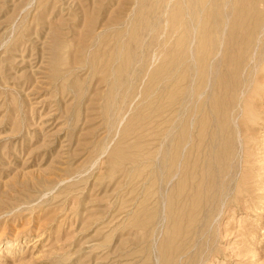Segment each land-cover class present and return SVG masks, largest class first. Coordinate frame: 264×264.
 I'll list each match as a JSON object with an SVG mask.
<instances>
[{"label": "rangeland", "instance_id": "rangeland-1", "mask_svg": "<svg viewBox=\"0 0 264 264\" xmlns=\"http://www.w3.org/2000/svg\"><path fill=\"white\" fill-rule=\"evenodd\" d=\"M193 2L0 0V264H264V0H227L229 25L217 21L224 2H209L218 147L207 144L205 171L198 163L184 182L159 162L171 90L158 67L196 24ZM238 19L259 39L255 53L249 42L236 49ZM207 61L193 69L198 104ZM192 187L199 204L183 207Z\"/></svg>", "mask_w": 264, "mask_h": 264}, {"label": "bare ground", "instance_id": "bare-ground-1", "mask_svg": "<svg viewBox=\"0 0 264 264\" xmlns=\"http://www.w3.org/2000/svg\"><path fill=\"white\" fill-rule=\"evenodd\" d=\"M186 1V0H185ZM194 2V5L192 6V8L194 9V13H193V17L195 18V22H196V24L195 25H190V28H184V29H181L180 31H176L178 34L181 32V34H180V37L185 41H183V43H182V40L181 39H179L180 41H181V43H180V41H178V43H177V46L175 45V44H173V46L175 45V48H174V50L177 48L178 49V51L177 52H175L174 50V52H173V54H171V55H168L169 56V58H165V59H167V62H166V66H165V68H163V66L162 67H158V69H159V71L161 72V73H164L163 75H165V77L167 76V78H164V76H161V74H160V77H162L161 79L159 78V80L158 81H163L164 83H167V86H168V89H170L171 91H168V93L170 92L171 94H169V100H170V104L168 105V106H164V104L162 105L163 107H165V108H167V112L166 111H164V110H166V109H164L163 110V108L162 109H158V108H160V107H162V106H160L162 103H165V101L166 102H168L169 100H168V98H167V100L165 99L163 102H162V99L160 98V100H161V103L159 104V107L158 108H156V112L159 114V112L158 111H160V110H163L164 112H166V113H168L167 114V118H168V120H167V122H166V124H167V128H168V130H167V133L166 134H164V135H162L163 137H165V138H167L168 139V142H169V147H170V150H169V153H167L165 156H161L162 158L160 159V165L162 166V163H164V161L165 162H169V171L172 173V175L170 174V176H171V180L172 181H176L177 183H179V182H181V181H185V180H187V179H190L191 177H193L194 178V175H192L193 173H194V169H195V171L197 170V164L198 165H200L199 167H201V169L200 170H198V174H199V171H200V173L202 174L204 171H205V168L203 167V166H205V161H206V158H208L209 157V155L211 154V147L213 146V144H214V146H215V144L217 143H215L214 141H216V140H218L219 138H217L216 139V133L217 132H215L216 130L213 128V127H215L216 128V125L215 124H218L219 122L217 121V118L215 119V126H211L212 125V122L211 121H213L212 120V118H213V115L216 117V115H218V112H219V108H221L220 106H218L217 104H215V101H214V97L212 98V97H210V95L212 94V96H213V94H214V92H213V90H214V83L215 82H212L210 79H211V77H210V75L212 76V65H214V63H215V60L217 59L218 60V56L219 55H221V54H219V51H220V49L218 48V50L217 51H215L216 52V54H214L215 56H214V58H210V56H208L211 60L208 62L206 59L208 58H205L206 56V53H208L207 51H209L207 48L209 47V44L208 45H206V39H207V34L206 33H208V29L206 28V26H207V23H206V21H207V18H210L209 16H208V13L207 12H209V10L210 9H212L213 8V6L215 5V4H213V6H212V8L210 7V5H212L211 3H210V5H208L209 4V2L211 1H208V0H193ZM222 2H224V12H223V16L221 15V16H219V14H218V17H217V21H218V18L219 17H222V18H224V24L225 25H229V24H226L227 23V20H228V18L226 17L227 15V13H226V11H229V9L227 10V6L228 5H230L231 7H233V5L235 4V8L236 7H239V5L237 6V1L233 4V3H231V4H229L228 3V5H227V0H226V2H225V0H221ZM233 1V0H232ZM240 1H242V0H240ZM182 2V1H181ZM190 2V1H189ZM213 2H214V0H213ZM222 2L221 3H219V0H218V3L219 4H222ZM249 2V1H248ZM174 3V2H173ZM176 3V5H178L177 4V2H175ZM241 4L243 3V2H240ZM239 3V4H240ZM246 3H247V1H246ZM250 3V2H249ZM181 5H182V3H180ZM185 4H187V2L185 3ZM184 4V5H185ZM247 5V4H246ZM245 5V6H246ZM178 6H180V5H178ZM183 6V5H182ZM181 6V8H185L184 9V11L185 10H187V8L184 6V7H182ZM191 6V5H190ZM207 6H209L210 7V9L207 11L206 9L208 8ZM187 7H188V4H187ZM216 8H217V6H215ZM241 7V6H240ZM239 7V8H240ZM249 7H251L250 5H249ZM180 8V7H179ZM190 8V10H192V8L191 7H189ZM219 8H221V7H219ZM245 8V7H244ZM248 8V7H247ZM173 9V8H172ZM213 9H215V8H213ZM238 9V8H237ZM232 10H235V9H233L232 8ZM232 10H231V12H232ZM242 8H240V10H236V11H234L233 13L235 14L236 12H238V17L239 18H242L243 16L241 15V12H242ZM246 10V9H245ZM250 10H252L254 13H256L255 12V9L253 10V8L252 9H250ZM175 11V10H174ZM174 11H172L173 12V14H175L174 13ZM178 11V10H177ZM179 11H181V10H179ZM183 11V12H184ZM211 11V10H210ZM216 11V10H215ZM214 10H212V12H215ZM247 11V10H246ZM171 12V11H170ZM230 12V14L232 15V13ZM245 12V11H244ZM252 12V13H253ZM168 13V12H167ZM186 13H187V15H188V13H190V12H188V11H186ZM251 13V12H250ZM250 13L248 14V15H250ZM170 14V13H169ZM183 15H184V17H185V14L184 13H182ZM229 14V13H228ZM180 15H181V12H180ZM187 15H186V17H187ZM190 15H191V13H190ZM215 15V14H214ZM253 15V14H252ZM176 16V15H175ZM192 16V15H191ZM212 16V15H211ZM225 16V17H224ZM242 16V17H241ZM172 17V16H171ZM186 17H185V19H186ZM216 17V15L214 16V18ZM229 17V16H228ZM249 17V16H248ZM251 17V16H250ZM250 17H249V21L251 20L250 19ZM177 18V17H176ZM187 18H190L189 17V15H188V17ZM230 18H231V16H230ZM233 19L235 18V20L237 21V17L236 16H234V17H232ZM244 18V17H243ZM247 19V18H246ZM243 20L242 22L240 21L239 22V19H238V23H237V25L235 24H233V26H235L234 27V30L236 29V27H237V29L239 30H241L243 33H241V35H238L236 38H237V40H236V49H241V47L242 46H244L245 44H247L248 42H249V45L252 43V44H254V49H253V53H255V50L257 49V46L255 45L256 44V39L257 40H259L258 38H255L253 41L251 40V36H252V31H250V33H244V30L246 29V26H245V29L243 30L242 28H240V26L242 25L241 23H248L249 21L248 20ZM252 19H255V17L253 18L252 17ZM174 20H175V22H176V19L174 18ZM179 20V19H178ZM180 21V20H179ZM178 21V22H179ZM186 22H183V23H188L187 21H188V19L187 20H185ZM189 21H191V20H189ZM215 21V20H214ZM214 21H213V23H214ZM235 21V22H236ZM178 22H177V26H178ZM219 22H222L223 23V21H219ZM218 22V23H219ZM251 22V21H250ZM253 22H254V20H253ZM262 22V21H261ZM171 23H172V21H171ZM191 23V22H190ZM173 24V23H172ZM212 24V23H211ZM215 24V23H214ZM213 24V25H214ZM244 24V25H245ZM170 25V24H169ZM175 25V24H174ZM182 25V24H181ZM180 25V26H181ZM219 25V24H218ZM230 25H232V24H230ZM222 26V25H221ZM232 26V27H233ZM174 26L172 25V28H173ZM208 27V26H207ZM213 27V26H212ZM225 27H227V26H225ZM243 27V26H242ZM178 28H179V26H178ZM210 28H211V26H210ZM209 28V29H210ZM171 29V28H170ZM169 29V30H170ZM223 29V28H222ZM225 29H227V28H225ZM232 29V28H231ZM236 29V30H237ZM173 30H174V28H173ZM182 30H183V32H182ZM229 30V29H228ZM227 30V31H228ZM234 30H229V34H231V35H233V32H234ZM172 31V30H171ZM210 31H211V29H210ZM209 31V32H210ZM227 31L225 32V30H222L221 32H223L222 33V37H223V35L225 36L226 34H227ZM246 31V30H245ZM176 32H174V33H176ZM216 32H217V29H216ZM235 33V32H234ZM240 33H237V34H240ZM219 34H221V33H219ZM163 35V34H162ZM177 35V34H176ZM197 35V36H196ZM205 35V36H204ZM178 36V35H177ZM170 37V36H169ZM229 37H230V35H229ZM174 38V37H173ZM218 38V37H217ZM233 38H235V36L233 37ZM170 39V38H169ZM172 39V38H171ZM170 39V40H171ZM175 39V38H174ZM213 39V43L212 44H214V38H212ZM211 39V40H212ZM219 39H221V38H219ZM224 39V38H223ZM227 39V38H226ZM225 39V40H226ZM230 39H232V37L230 38ZM230 39H228L229 41H230ZM176 41H177V38L175 39ZM217 40V39H216ZM215 40V41H216ZM235 40V39H234ZM234 40H231L232 42L234 41ZM166 41V40H165ZM169 41V40H168ZM229 41H228V43H229ZM171 42H173V41H171ZM210 42V41H209ZM217 42V41H216ZM227 42V41H226ZM167 43V42H166ZM182 45V47L180 46V44ZM185 43V44H184ZM225 43V42H224ZM234 43V44H235ZM237 43H239V44H237ZM216 44V43H215ZM214 44V45H215ZM219 44H221V43H219ZM244 44V45H243ZM211 45V44H210ZM229 45H230V43H229ZM228 45V46H229ZM169 46H171V43H170V45ZM207 46V47H206ZM216 46V45H215ZM165 47V46H164ZM167 47V46H166ZM219 47V46H218ZM221 47H222V45H221ZM170 48H172V46L170 47ZM170 48H168V49H170ZM213 48V45H212V47L210 48V49H212ZM226 48V47H225ZM165 49V48H164ZM223 49V48H222ZM221 49V50H222ZM228 49V48H227ZM166 50V49H165ZM226 51V50H225ZM169 52H170V50H169ZM206 52V53H205ZM211 52H214V51H211ZM222 52V51H221ZM167 53V52H166ZM203 53V54H202ZM165 54V53H164ZM201 54V55H200ZM210 54V53H209ZM158 55H159V53H158ZM162 55V54H161ZM166 55V54H165ZM211 55V54H210ZM238 55V54H237ZM212 56V55H211ZM164 57V56H163ZM157 58V57H156ZM204 60H205V62L207 61L208 62V64H209V68H210V71L208 70L209 68H208V65H207V72L209 71L210 73H207V75H208V77H207V81L206 80H204L203 78V80L205 81L204 83H206V85L203 83V92L201 93L200 92V94L199 95H197V97L196 98H203L204 100L202 101V104L199 102V104L197 103L198 102V99H196V100H194V93L196 94V90H192V88L194 89V87H192L193 86V84H194V78L197 76H195L194 74H196V73H194L193 72V69L195 70V67L197 66V70H198V68H200V66L202 65H199L200 63H204ZM164 62H165V60H164ZM219 62H220V60H219ZM161 63H163V62H161ZM161 63H159V64H161ZM158 64V65H159ZM206 64V63H205ZM163 65V64H162ZM219 65H221V64H219ZM159 66H161V65H159ZM201 68H202V66H201ZM206 68V67H205ZM206 70V69H205ZM217 70V69H216ZM158 71V72H159ZM196 71V70H195ZM201 71V70H200ZM193 72V73H192ZM199 72V71H198ZM203 72H204V70H203ZM159 74V73H158ZM206 73H202V71H201V75H205ZM214 74V73H213ZM201 75H200V77H201ZM218 76V75H217ZM158 77H159V75H158ZM157 77V78H158ZM198 77H199V75H198ZM216 79H218V77H216L215 78V81H216ZM219 79H221V78H219ZM156 80V79H155ZM164 80H166V81H164ZM201 80V79H200ZM200 80H197V84H198V81L200 82ZM203 80H202V82H203ZM219 82H221V81H219ZM201 83V82H200ZM158 84V83H157ZM160 84V83H159ZM196 84V85H197ZM195 85V86H196ZM157 86V85H156ZM161 86V85H160ZM160 86H158V87H160ZM184 86H185V88L187 89V92L185 93V95L184 96H180L181 97V100L179 99L180 97H179V95H182L181 94V89L183 88L184 90H185V88H184ZM200 86V85H199ZM198 86V87H199ZM163 87V86H162ZM201 88V87H200ZM226 88V87H225ZM199 89V88H198ZM202 89H199V90H202ZM161 91H164V89L163 90H161ZM198 92V91H197ZM160 93H162V92H160ZM164 96H165V92L164 93H162ZM158 95V94H157ZM161 95V94H160ZM215 95V94H214ZM156 96V95H155ZM199 96V97H198ZM217 96V95H216ZM158 97V96H157ZM160 97H162V96H160ZM166 97V96H165ZM177 97H178V102H177ZM183 97V98H182ZM156 100V99H155ZM160 100H159V97H158V100L157 101H159L160 102ZM200 100V99H199ZM197 101V102H196ZM175 102V103H174ZM155 103H156V101H155ZM223 104V103H222ZM166 105V104H165ZM158 109V110H157ZM221 109H223V108H221ZM163 111H161L160 113V115H158L157 117H158V119H160L161 120V118H162V120L163 119H166V116H165V118L163 117L164 115L162 114V112ZM225 112H227V110L225 109ZM180 113H183V114H185V118H184V121H182L183 123H180V119H181V116H180ZM183 114H181L182 115V118H183ZM222 115H223V113H222ZM221 115V116H222ZM223 117H226L225 116V113H224V115H223ZM161 120V121H162ZM235 120H236V117L233 119V121L235 122ZM164 122V121H163ZM162 122V124L160 125V126H162V125H164L165 123H163ZM158 124V123H157ZM220 125V124H219ZM218 125V127L219 128H221V126H219ZM209 126H211L212 128L210 129V128H208L209 130V136L207 135V133H206V136H208V138H206L207 139V141H204V145H205V143H206V145L203 147L202 145H203V142H202V140H205V138H204V136L202 137V140L201 141H199V143L197 142V139H196V134H199L198 133V131L199 130H201L202 131V129H203V127H205L204 129H203V131L205 130L206 132H208L207 130H206V127H209ZM163 127V126H162ZM161 128V127H160ZM218 128V129H219ZM215 130V131H213V130ZM217 129V130H218ZM184 130V131H183ZM180 131L182 132L183 131V133H182V136L181 135H179L180 134ZM202 131V132H203ZM219 132H221V131H218V133ZM162 133V132H161ZM211 133V134H210ZM238 133H239V131H238ZM222 134V133H221ZM219 137H222L221 135H219V134H217ZM224 135V134H223ZM217 136V137H218ZM160 138V137H159ZM164 138V139H165ZM199 139H200V137H199ZM216 139V140H215ZM162 141V140H161ZM164 141V140H163ZM202 142V143H201ZM162 143H164V142H162ZM162 143H160L161 144V146H162ZM167 143V142H166ZM202 144V145H201ZM207 144H210L211 145V147L209 146V145H207ZM199 145H201L202 147H203V150L202 149H200V148H202L201 146H199ZM216 146H217V144H216ZM200 147V148H199ZM218 147V146H217ZM210 150V151H209ZM161 153V152H160ZM194 154V155H193ZM195 156V158H193L192 159V157H194ZM197 156V157H196ZM192 161V162H191ZM165 166V165H164ZM161 169V168H160ZM191 170H192V174L190 173L191 172ZM197 172V171H196ZM197 174V175H198ZM190 175H192V176H190ZM196 175V176H197ZM200 175V174H199ZM169 178V177H168ZM192 179V178H191ZM189 181V180H188ZM186 183V182H185ZM195 187H197V189H198V187H199V185L197 184V185H194ZM189 187V186H188ZM194 187V189H193V187L191 188L193 191H194V193L192 194V195H186L187 197H186V199H187V201L188 202H186V204H183V207L185 206V205H187L188 203H191V202H193V200H192V198L194 199V198H196L194 195L197 193V191L195 190L196 188ZM133 189V188H132ZM188 190V189H187ZM201 191V190H200ZM175 192V191H174ZM181 192V191H180ZM164 193V192H163ZM192 193V192H191ZM197 195V194H196ZM194 196V197H193ZM199 197V196H198ZM197 197V198H198ZM180 199V198H179ZM200 200V199H199ZM164 201V200H163ZM185 201V200H184ZM178 202V201H177ZM192 204V203H191ZM196 204V203H195ZM195 204H192V206L194 205L195 206ZM199 203H197L196 205H198ZM187 206H189V205H187ZM182 207V208H183ZM186 207V206H185ZM196 207V206H195ZM189 208H193V207H189ZM192 211V210H191ZM182 213V212H181ZM187 213H190V210L189 211H187L186 212V214ZM178 214H180L179 213V211H178ZM184 215V213L182 214V215H180V219L182 218V216ZM188 215H190V214H188ZM175 216H176V213H175ZM185 216H187V215H185ZM190 217V216H189ZM191 218V217H190ZM179 219V220H180ZM172 225V224H171ZM173 226V225H172ZM187 227V226H186ZM175 229H178V228H175ZM179 231H181V230H183V229H178ZM175 232L177 233V231L175 230ZM186 233H187V231H185ZM189 232H190V230H189ZM188 232V233H189ZM181 234H182V232H180ZM187 233V234H188ZM179 234V233H178ZM177 234V235H178ZM187 234H185V236L187 235ZM183 236H184V234H182ZM192 235V234H191ZM179 236V235H178ZM184 236V237H185ZM180 237V236H179ZM173 238H174V236H173ZM178 238V237H177ZM175 239V238H174ZM173 239V240H174ZM181 239V238H180ZM183 239V238H182ZM181 239V240H182ZM185 239V238H184ZM192 239V238H191ZM198 238H196V239H194V244H196L197 242H196V240H197ZM187 239H185V241H186ZM188 240H189V238H188ZM136 242V241H135ZM180 244V243H179ZM178 244V245H179ZM191 247V246H190ZM178 249V248H177ZM184 249V248H183ZM176 250V249H175ZM180 251V250H179ZM184 251H186V252H184ZM175 252V251H174ZM178 252V251H177ZM181 252H184L183 254L182 253H180L181 255H179V256H177L178 257V260H177V262H179L180 260L182 261V260H184V259H182V258H184V257H186L188 254H189V249L188 250H183V251H181ZM179 253V252H178ZM177 255V254H176ZM123 257V256H122ZM124 257H126L125 256V254H124ZM172 257V256H171ZM188 257V256H187ZM175 259V258H174ZM186 260V259H185ZM155 261V260H154ZM183 262V261H182ZM124 264V263H123ZM171 264V263H170ZM174 264V263H173ZM176 264H179V263H176Z\"/></svg>", "mask_w": 264, "mask_h": 264}]
</instances>
